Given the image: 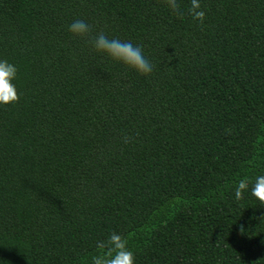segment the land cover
Instances as JSON below:
<instances>
[{
    "label": "trees",
    "instance_id": "1",
    "mask_svg": "<svg viewBox=\"0 0 264 264\" xmlns=\"http://www.w3.org/2000/svg\"><path fill=\"white\" fill-rule=\"evenodd\" d=\"M178 3L0 0V264H91L113 232L134 264H264V204L234 196L264 175V0H200L202 24Z\"/></svg>",
    "mask_w": 264,
    "mask_h": 264
},
{
    "label": "clouds",
    "instance_id": "2",
    "mask_svg": "<svg viewBox=\"0 0 264 264\" xmlns=\"http://www.w3.org/2000/svg\"><path fill=\"white\" fill-rule=\"evenodd\" d=\"M166 6L178 17H183L184 12L178 0H165ZM189 15L201 24L205 19V11L202 10L200 0H190L187 9ZM69 31L74 35L85 36L90 32V26L82 21L75 20L69 25ZM92 47L99 53L107 54L115 61L134 69L142 75L152 72L154 65L144 56L139 45L131 42H124L119 39H109L103 33L90 40ZM17 76V67L7 60H0V104H10L19 100V93L13 81ZM130 137H125V142L130 141ZM261 204H264V175H259L255 179H241L235 187L234 196L236 200L243 199V193L249 190ZM99 254L91 257V264H134V253L128 247V240L118 233H111L106 240L97 242Z\"/></svg>",
    "mask_w": 264,
    "mask_h": 264
}]
</instances>
